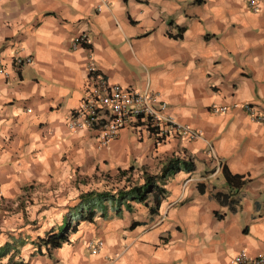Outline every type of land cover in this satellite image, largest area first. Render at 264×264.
I'll return each instance as SVG.
<instances>
[{
  "label": "clouds",
  "instance_id": "obj_1",
  "mask_svg": "<svg viewBox=\"0 0 264 264\" xmlns=\"http://www.w3.org/2000/svg\"><path fill=\"white\" fill-rule=\"evenodd\" d=\"M0 264H264V0H0Z\"/></svg>",
  "mask_w": 264,
  "mask_h": 264
},
{
  "label": "built area",
  "instance_id": "obj_2",
  "mask_svg": "<svg viewBox=\"0 0 264 264\" xmlns=\"http://www.w3.org/2000/svg\"><path fill=\"white\" fill-rule=\"evenodd\" d=\"M103 79H104V78H103ZM104 81H105V83H106V80H105V79H104ZM96 99H97V103H99V97H97ZM95 110L99 112V111H101L102 109L96 108ZM106 124H107V121H101L99 126H100V127H103V126H105ZM143 125H144V127H151L152 129H154L155 131H157L156 128H155L154 126H151V125H148V124H143Z\"/></svg>",
  "mask_w": 264,
  "mask_h": 264
},
{
  "label": "trees",
  "instance_id": "obj_3",
  "mask_svg": "<svg viewBox=\"0 0 264 264\" xmlns=\"http://www.w3.org/2000/svg\"><path fill=\"white\" fill-rule=\"evenodd\" d=\"M152 131H153V132H156L154 129H152ZM236 178H240V177H239V176H236V177H230L231 180H234V179H236ZM242 182H243V181L241 180V181H238V182H236V183H237V184H240V183H242ZM86 198H87V199H95V198H96V194H91V195L87 196ZM60 231H63V228H61Z\"/></svg>",
  "mask_w": 264,
  "mask_h": 264
},
{
  "label": "crops",
  "instance_id": "obj_4",
  "mask_svg": "<svg viewBox=\"0 0 264 264\" xmlns=\"http://www.w3.org/2000/svg\"><path fill=\"white\" fill-rule=\"evenodd\" d=\"M103 78L107 81V76H104ZM141 126L144 127L143 124H142ZM239 177H240V178H236V179H234V181H235V182H238V181H241V180L243 181L244 178L241 177V176H239Z\"/></svg>",
  "mask_w": 264,
  "mask_h": 264
}]
</instances>
